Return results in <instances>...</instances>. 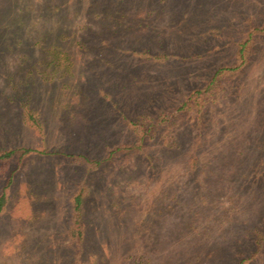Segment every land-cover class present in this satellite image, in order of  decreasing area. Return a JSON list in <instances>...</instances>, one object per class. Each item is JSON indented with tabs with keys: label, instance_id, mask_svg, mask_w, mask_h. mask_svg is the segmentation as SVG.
<instances>
[{
	"label": "rangeland",
	"instance_id": "rangeland-1",
	"mask_svg": "<svg viewBox=\"0 0 264 264\" xmlns=\"http://www.w3.org/2000/svg\"><path fill=\"white\" fill-rule=\"evenodd\" d=\"M10 149L0 264H264V0H0Z\"/></svg>",
	"mask_w": 264,
	"mask_h": 264
},
{
	"label": "trees",
	"instance_id": "trees-1",
	"mask_svg": "<svg viewBox=\"0 0 264 264\" xmlns=\"http://www.w3.org/2000/svg\"><path fill=\"white\" fill-rule=\"evenodd\" d=\"M251 35H252V33H250V36ZM248 39H245L243 41V43L240 45V49H239L240 50V53H239L240 54V60H243V50L248 45ZM237 66L238 65H233L230 67H220V68L216 69L211 80L209 81V83L205 89L207 90V88L210 85H212L214 82H216L218 76H220V74H223L222 72L234 70L235 68H237ZM199 92H201V91L197 90V91H195V94L196 93L199 94ZM202 93L203 92H201V94ZM185 104H186V102H183L179 106V108H183V106ZM132 146L120 145L117 147V150H121V148L128 150V149L132 148ZM23 151H25V150H19L21 155H23ZM15 152H16L15 149L3 151L0 153V159L7 158V157L11 156L12 154H14ZM3 201H4V195L1 194L0 195V209L2 207ZM82 203H83V193H82V191H80L74 195L73 203H72V207H71L72 217H71V222H70V224L68 226V230H67V232H68L67 234H68L69 238L72 240V242H75V243H81L83 241V237H84V225H83L82 209H81Z\"/></svg>",
	"mask_w": 264,
	"mask_h": 264
}]
</instances>
